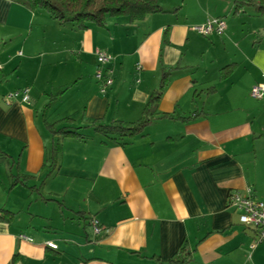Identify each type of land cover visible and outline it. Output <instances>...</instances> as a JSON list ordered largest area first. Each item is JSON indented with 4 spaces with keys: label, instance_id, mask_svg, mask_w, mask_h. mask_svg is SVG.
I'll list each match as a JSON object with an SVG mask.
<instances>
[{
    "label": "crops",
    "instance_id": "1",
    "mask_svg": "<svg viewBox=\"0 0 264 264\" xmlns=\"http://www.w3.org/2000/svg\"><path fill=\"white\" fill-rule=\"evenodd\" d=\"M235 1L161 0L143 21L80 30L0 0V211L13 215L0 221V264H264L257 230L229 207L234 192L264 201V98L251 97L264 85V16ZM214 18L223 36L194 31ZM100 50L113 58L107 94ZM171 69L142 135L94 131L141 120ZM25 88L30 103L6 100ZM67 118L81 138L52 134Z\"/></svg>",
    "mask_w": 264,
    "mask_h": 264
},
{
    "label": "trees",
    "instance_id": "2",
    "mask_svg": "<svg viewBox=\"0 0 264 264\" xmlns=\"http://www.w3.org/2000/svg\"><path fill=\"white\" fill-rule=\"evenodd\" d=\"M20 4L30 10H42L47 12L51 18L61 25L73 24L80 30H85L90 24L105 28L107 19L110 18H129L132 22L143 21L149 15L164 13L161 6V0H10ZM247 7L256 9L258 14L264 16V0H236L235 9L238 14ZM171 70H165L163 73V83L161 90L157 92L155 99L149 103L145 109L144 116L135 123H125L117 121L111 124L94 122L92 128L97 134L104 136L111 141H122L142 135L149 125L151 118L159 115L158 104L166 88ZM50 106L47 107V110ZM162 118H172L168 115H162ZM194 117L188 118V120ZM72 119L67 118L59 123L49 125L54 136L60 135L63 138L79 137L81 128L73 129L65 126L71 124ZM60 150L56 146L53 150L52 162H57V156ZM29 177H15L13 185L18 183L26 184ZM13 215L6 210L0 211V221H11Z\"/></svg>",
    "mask_w": 264,
    "mask_h": 264
},
{
    "label": "built area",
    "instance_id": "3",
    "mask_svg": "<svg viewBox=\"0 0 264 264\" xmlns=\"http://www.w3.org/2000/svg\"><path fill=\"white\" fill-rule=\"evenodd\" d=\"M227 30V23L222 18L209 19L205 24L194 27V31L198 34L210 37L212 35L223 36ZM98 69L95 79L99 84L101 94H107L114 85V71L109 67L113 58L105 51L96 52ZM0 70L2 66L0 65ZM31 90L25 88L23 90L9 93L6 96L8 102L23 101L31 102ZM251 97L255 100L264 98V85L257 84L253 87ZM229 207L233 208L240 215V223L245 227H252L257 230L258 241L264 243V201L252 196V191L246 193L234 192L229 197ZM95 234L100 235L103 232L101 223L97 219L91 220ZM22 240L32 241L25 235L21 236ZM51 249H58V246L52 242L48 243ZM254 247V246H253Z\"/></svg>",
    "mask_w": 264,
    "mask_h": 264
},
{
    "label": "rangeland",
    "instance_id": "4",
    "mask_svg": "<svg viewBox=\"0 0 264 264\" xmlns=\"http://www.w3.org/2000/svg\"><path fill=\"white\" fill-rule=\"evenodd\" d=\"M103 0H98L99 3H102Z\"/></svg>",
    "mask_w": 264,
    "mask_h": 264
}]
</instances>
